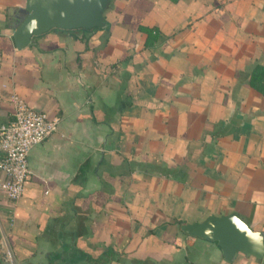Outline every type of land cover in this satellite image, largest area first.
<instances>
[{
  "label": "crops",
  "instance_id": "0c3cea01",
  "mask_svg": "<svg viewBox=\"0 0 264 264\" xmlns=\"http://www.w3.org/2000/svg\"><path fill=\"white\" fill-rule=\"evenodd\" d=\"M23 2L0 0V121L14 93L57 123L0 190V264H264L180 227L234 212L264 239V0H109L17 47Z\"/></svg>",
  "mask_w": 264,
  "mask_h": 264
},
{
  "label": "water",
  "instance_id": "95a60500",
  "mask_svg": "<svg viewBox=\"0 0 264 264\" xmlns=\"http://www.w3.org/2000/svg\"><path fill=\"white\" fill-rule=\"evenodd\" d=\"M109 0H24L12 14L13 40L17 47L27 44L31 36L51 27L78 28L103 26V10ZM182 231L189 235L215 239L225 259L235 252L261 257L264 239L259 230L234 212L208 214L200 221L183 223Z\"/></svg>",
  "mask_w": 264,
  "mask_h": 264
},
{
  "label": "built area",
  "instance_id": "2783aa9c",
  "mask_svg": "<svg viewBox=\"0 0 264 264\" xmlns=\"http://www.w3.org/2000/svg\"><path fill=\"white\" fill-rule=\"evenodd\" d=\"M10 101V118L0 121V190L7 198L17 199L29 172V149L56 128L57 117L31 108L17 94H11Z\"/></svg>",
  "mask_w": 264,
  "mask_h": 264
},
{
  "label": "trees",
  "instance_id": "16d2710c",
  "mask_svg": "<svg viewBox=\"0 0 264 264\" xmlns=\"http://www.w3.org/2000/svg\"><path fill=\"white\" fill-rule=\"evenodd\" d=\"M108 4V3H107ZM97 28H100V27H96V26H94V27H91V28H85V27H78V29H81V30H83V31H87V30H90V29H97ZM146 32H150L149 31V29H146ZM155 36V35H154Z\"/></svg>",
  "mask_w": 264,
  "mask_h": 264
}]
</instances>
